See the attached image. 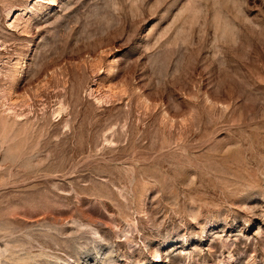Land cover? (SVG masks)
I'll return each instance as SVG.
<instances>
[{"label": "rangeland", "instance_id": "obj_1", "mask_svg": "<svg viewBox=\"0 0 264 264\" xmlns=\"http://www.w3.org/2000/svg\"><path fill=\"white\" fill-rule=\"evenodd\" d=\"M0 264H264V0H0Z\"/></svg>", "mask_w": 264, "mask_h": 264}]
</instances>
